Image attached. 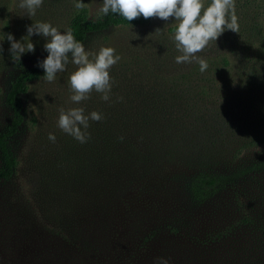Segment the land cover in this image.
Returning <instances> with one entry per match:
<instances>
[{
    "label": "rangeland",
    "instance_id": "obj_1",
    "mask_svg": "<svg viewBox=\"0 0 264 264\" xmlns=\"http://www.w3.org/2000/svg\"><path fill=\"white\" fill-rule=\"evenodd\" d=\"M19 2L12 0L8 32L17 41L35 22H50L64 32L69 18L79 11L74 0H44L29 18ZM82 2L90 17L102 15L103 0ZM235 2L238 33L225 31L198 54L206 61L229 62L222 73L229 86L209 96L212 105L225 113L221 140L226 144L209 156L206 165L227 174L225 184L196 199L189 190L193 165L173 164L148 175L127 176L113 192L95 195L74 180L65 158L73 156L76 139L58 127L60 108L86 105L71 101V87L42 83L19 98L23 123L7 139L17 167L10 181H0V264H157L158 258L168 264L230 263L226 254L234 244L224 235L234 238L246 232L239 223L250 206L248 193L257 204V195L264 198L258 185L264 183V0ZM204 3L208 6L211 0ZM177 23L174 18H152L145 30L105 33L95 42L100 45L105 37L110 42L158 37L172 54L168 71L183 73L198 63H176L182 54L174 41ZM157 29L162 31L155 34ZM31 39L34 53L14 60L9 43L0 56V134L12 119L4 102L11 82L42 59L47 40ZM93 42V38L87 41L86 50L91 51ZM76 70L69 64L60 73L71 76Z\"/></svg>",
    "mask_w": 264,
    "mask_h": 264
},
{
    "label": "trees",
    "instance_id": "obj_2",
    "mask_svg": "<svg viewBox=\"0 0 264 264\" xmlns=\"http://www.w3.org/2000/svg\"><path fill=\"white\" fill-rule=\"evenodd\" d=\"M11 5L12 0H0V38H3L0 56L10 43L6 36L11 28ZM151 21L152 18L145 20L141 16L129 22L112 12L92 18L86 9L69 18L67 29L72 30L78 41L85 45L93 38L92 52L111 47L120 60L110 71L114 80L111 99L105 102L101 94L92 92L89 99L81 102L86 105L85 114L96 111L104 118L90 121V139L86 143L76 140L73 156L65 159L76 183L88 187L97 196L113 192L127 176L148 175L173 164H192L195 171L189 190L196 199H203L220 189L227 179V174L206 165L209 156L226 144L221 140L227 125L225 113L213 106L209 96L229 86L228 78L222 74L229 62L206 61L205 71L197 64L189 71L174 73L168 71L172 54L158 37H138L125 42H110L105 37L100 45L95 42L96 37L105 33L145 30ZM47 55L43 50L41 61ZM36 65L19 73L5 95L4 102L12 119L7 131L0 134V181L3 182L13 178L17 167L7 139L16 135L23 123L19 98L33 91V87L47 83L43 69ZM69 80L68 74L60 73L54 81L71 87ZM258 185L264 192V183ZM254 197L246 195L250 206L239 223L246 232L234 238L229 233L224 235V240L230 239L234 244L226 254L229 264H264V198L257 195L260 202L257 204ZM248 244H251L249 251Z\"/></svg>",
    "mask_w": 264,
    "mask_h": 264
},
{
    "label": "clouds",
    "instance_id": "obj_3",
    "mask_svg": "<svg viewBox=\"0 0 264 264\" xmlns=\"http://www.w3.org/2000/svg\"><path fill=\"white\" fill-rule=\"evenodd\" d=\"M44 0H20L19 8L26 11L29 18L36 15ZM77 10L86 7L82 0H74ZM235 0H211L205 6L204 0H103L100 13L109 12L121 15L127 21H134L141 16L147 20L159 18L169 21L174 18L176 24L174 41L181 55L175 60L177 64L198 63L200 70L208 67L206 60L198 54L217 41L225 31L238 33V18L235 14ZM162 30L157 29L156 33ZM33 36H42L47 40L44 50L48 53L46 59L38 61L37 67L43 69L44 79L53 82L58 73L67 70L69 64L77 66L70 76V86L74 93L70 99L76 104L89 99L92 92L101 94V99L108 102L114 80L110 75L111 68L120 57L111 47H101L98 53L86 50L85 45L78 41L70 28L61 32L50 22H35L27 26V35L17 41L12 34H7L10 42V54L14 60H20L25 53H34ZM3 47L0 46V54ZM91 57V58H90ZM122 99V98H121ZM103 115L96 111L85 114L83 107L59 109L58 127L80 143L90 139L88 129L90 121L99 122ZM49 140L56 141L54 134L49 133ZM157 264H168L164 258H158Z\"/></svg>",
    "mask_w": 264,
    "mask_h": 264
}]
</instances>
